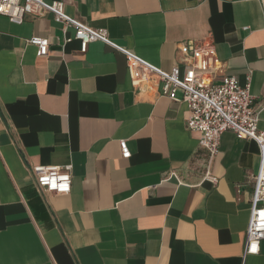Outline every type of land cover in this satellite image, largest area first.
<instances>
[{
  "label": "crops",
  "instance_id": "obj_1",
  "mask_svg": "<svg viewBox=\"0 0 264 264\" xmlns=\"http://www.w3.org/2000/svg\"><path fill=\"white\" fill-rule=\"evenodd\" d=\"M62 1L165 72L210 33L222 72L249 77L264 132V0ZM73 34L51 13L0 14V264H264V240L243 257L258 143L226 130L209 160L185 102L132 88L120 50L82 52ZM31 36L49 37L47 55ZM33 165H69L70 191H40Z\"/></svg>",
  "mask_w": 264,
  "mask_h": 264
},
{
  "label": "built area",
  "instance_id": "obj_2",
  "mask_svg": "<svg viewBox=\"0 0 264 264\" xmlns=\"http://www.w3.org/2000/svg\"><path fill=\"white\" fill-rule=\"evenodd\" d=\"M46 13H51L53 19L61 23L64 42L71 39L65 36L66 28H74L73 38L79 40L80 51L84 52L87 44L96 40L120 50L126 58L132 88L139 92L154 91L185 102L189 111L186 128L199 133L198 143L207 151L209 160L218 152L220 136L226 130L232 131L239 139H252L258 143V170L247 178L252 193L243 257L258 253L260 242L264 240V132L258 128L260 108L255 107L254 96L249 91V77L240 84L235 76L222 72V62L216 55L210 33L179 43L177 68L165 72L116 46L104 28L90 27L67 15L62 0H0V14L14 22H21L26 16L38 17ZM27 42L35 46L36 56L47 55L49 37L31 36ZM119 146L122 157H128L130 151L124 139L119 141ZM69 169V165H33L30 171L40 191L66 193L71 188ZM203 179L213 184L217 182V177L208 168Z\"/></svg>",
  "mask_w": 264,
  "mask_h": 264
}]
</instances>
